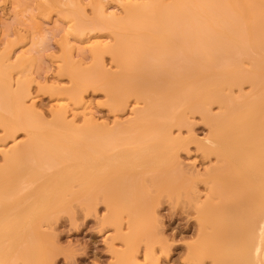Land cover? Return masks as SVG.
<instances>
[{
  "label": "bare ground",
  "instance_id": "bare-ground-1",
  "mask_svg": "<svg viewBox=\"0 0 264 264\" xmlns=\"http://www.w3.org/2000/svg\"><path fill=\"white\" fill-rule=\"evenodd\" d=\"M146 1L125 5L121 18L105 16L107 28L114 24L124 32L106 50L120 71L96 66L71 74L85 88L107 91L113 102L134 98L137 108L127 123L88 122L71 134L63 110L45 123L26 105L28 87L18 83L15 91L12 69L0 64V128L11 138L27 134L24 143L3 152L0 164V262L17 250V238L39 242L59 214L83 213L86 219L100 205L107 210L102 225L121 229L126 215L129 236L137 241L153 234L145 223L153 192H167L185 194L195 209L198 239L190 255L198 264H264V62L248 68L258 54L250 38L258 22L242 30L243 18L225 16L222 25L221 15L210 14L215 9L196 0L173 6ZM247 84L251 96L243 93ZM197 113L210 135L195 142L215 163L203 173H185L178 151L187 145L172 128H190L189 115ZM36 247L25 243L23 264H43Z\"/></svg>",
  "mask_w": 264,
  "mask_h": 264
},
{
  "label": "rangeland",
  "instance_id": "rangeland-1",
  "mask_svg": "<svg viewBox=\"0 0 264 264\" xmlns=\"http://www.w3.org/2000/svg\"><path fill=\"white\" fill-rule=\"evenodd\" d=\"M144 1L147 2L0 0V61L2 60L0 64L6 63L7 68L12 69L10 72L14 90L18 91V83H24L28 87L30 95L26 98V105L37 115L40 114L38 116L45 123H54L55 114L64 111L66 118L68 117V125L65 128L72 132L71 134L82 131V126L88 122L108 127L127 123L134 116L133 109L137 108L134 98H128L127 104L125 102L124 105L113 102L107 91L97 89L95 85L85 88L82 84L75 83L71 74L76 68L93 72L98 66L109 73L120 71L121 68L117 67L113 56L106 50L116 46L124 32L120 26L114 24L107 28L106 17L121 18L128 4ZM166 1L164 4L167 6H173L175 3V0H169L170 3H165ZM217 1L196 0L195 3L215 9L216 11L211 10L210 14L216 12L221 15L219 22L222 25L225 24V16L243 18L240 20L242 30L245 29L244 24H248L247 22L249 24H252V20L253 24L258 22L256 31L250 33L252 43L258 45L256 46L258 54L255 63L248 64V68L263 63L264 0ZM193 3L189 4L191 9H195L196 4ZM251 34L254 35V39ZM236 90L234 91L238 93ZM243 93L251 96L252 89L248 84L244 86ZM212 108L214 113L220 112L217 105ZM189 124L190 128L183 127L180 131L172 128L173 137L182 140L183 146L185 143L187 145L178 151L180 169L185 173L197 171L203 173L215 163V158L211 157V161L205 158L196 142H203L208 138L209 128L198 113L189 115ZM26 140L27 134L24 131L11 138L0 128V164L4 151ZM198 187L204 199L205 186L201 183ZM188 200L185 194L176 196L167 192H153L154 202L148 204L152 217L145 219V223L151 226L149 230L153 234L150 233L148 237L145 233L140 234L137 241L129 236L126 215L122 222V230L114 225H102V218L107 215L104 205H100L97 212L89 214L86 219L81 212L80 216L75 215L76 217L70 212L61 213L57 216V220L60 219L58 223L56 221L52 224L53 228L52 225L49 227L50 230L46 226L47 229L43 228L44 233L41 235L43 240L39 238L41 246L38 244L40 240L37 242L32 240L33 238L23 240V236L16 237L19 241L17 250L12 253L10 260L5 258L0 263L23 264L21 258L23 247L28 242L31 246L36 245L37 249H41L40 256L43 259L41 258L40 262L43 264H121L123 260L125 264H198L190 255L191 248L196 246L198 239V218ZM215 203L223 205L220 200ZM135 242L136 246L133 247ZM220 254L219 256L223 257V254ZM262 255L264 263V252ZM204 264L212 263L207 259Z\"/></svg>",
  "mask_w": 264,
  "mask_h": 264
}]
</instances>
